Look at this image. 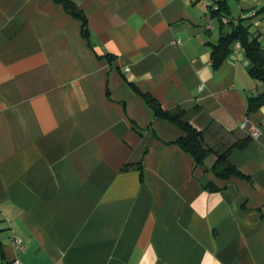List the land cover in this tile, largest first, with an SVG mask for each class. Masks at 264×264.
Instances as JSON below:
<instances>
[{
	"label": "crops",
	"instance_id": "0c3cea01",
	"mask_svg": "<svg viewBox=\"0 0 264 264\" xmlns=\"http://www.w3.org/2000/svg\"><path fill=\"white\" fill-rule=\"evenodd\" d=\"M74 1L90 40L54 0H0V264H264L263 86L241 47L212 59L240 19L264 47V0L223 26L202 0ZM142 93L185 110L204 165ZM229 149L247 178L216 175Z\"/></svg>",
	"mask_w": 264,
	"mask_h": 264
},
{
	"label": "trees",
	"instance_id": "16d2710c",
	"mask_svg": "<svg viewBox=\"0 0 264 264\" xmlns=\"http://www.w3.org/2000/svg\"><path fill=\"white\" fill-rule=\"evenodd\" d=\"M63 5L65 10L82 22V33L84 37L90 40V29L88 18L84 11L74 0H54ZM219 9L212 11V16L217 18L221 26L224 25L223 18L230 15V6L226 0L220 1ZM251 26L244 23V19H240L237 23L232 22V29L223 32L219 41L212 44V59L215 67H218L231 53L234 45L239 42L241 48L244 50L246 57L249 60L250 75L261 82L263 90L249 97L248 111L255 112L264 106V47L258 35H253L250 30ZM109 60H113L114 56L108 55ZM134 89L138 91L136 86L132 83ZM146 103L151 108L155 117H160L168 120L178 126L183 135L180 136L175 143L180 146L185 152L191 154L197 165H204L206 158L215 151L210 148L204 138L202 130L196 128L187 118L186 112L183 109L167 110L153 95L149 93H142ZM249 138L243 142L235 145V147L244 148L249 142ZM231 149L219 154L218 159L213 166L216 175L223 179H229L233 176L240 178H247L238 167L233 165L229 160ZM143 166H140L142 169ZM142 176V175H141ZM211 190H218L219 188L214 184H209Z\"/></svg>",
	"mask_w": 264,
	"mask_h": 264
},
{
	"label": "built area",
	"instance_id": "2783aa9c",
	"mask_svg": "<svg viewBox=\"0 0 264 264\" xmlns=\"http://www.w3.org/2000/svg\"><path fill=\"white\" fill-rule=\"evenodd\" d=\"M202 1H204V3H206L207 5H208V7H209V9H210V12H212V11H215V10H218L219 9V4L218 3H215L214 5H211L210 3H209V0H202ZM249 15H251V13L250 12H245V13H243V18H247V17H249ZM223 21L224 22H227V17H224L223 18ZM178 43H182V41L179 39L178 40ZM237 47H241V44L239 43V42H237L236 44H235ZM248 122H243L242 123V128H246V127H248ZM261 134V130H260V128H258V127H256L255 125H252V126H250V135H251V137H253V138H257V137H259V135ZM11 243L18 249V250H20V251H24L25 250V243H24V241H23V239L22 238H20V237H18V236H13L12 238H11ZM12 264H23V262L21 261V260H19V259H15L13 262H12Z\"/></svg>",
	"mask_w": 264,
	"mask_h": 264
}]
</instances>
